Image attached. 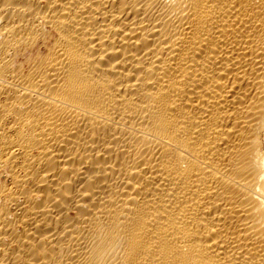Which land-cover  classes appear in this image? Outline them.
I'll list each match as a JSON object with an SVG mask.
<instances>
[{"label":"bare ground","instance_id":"obj_1","mask_svg":"<svg viewBox=\"0 0 264 264\" xmlns=\"http://www.w3.org/2000/svg\"><path fill=\"white\" fill-rule=\"evenodd\" d=\"M0 264H264V0H0Z\"/></svg>","mask_w":264,"mask_h":264}]
</instances>
